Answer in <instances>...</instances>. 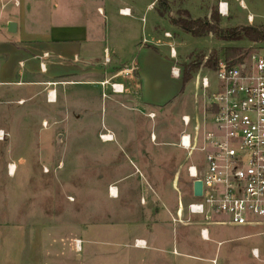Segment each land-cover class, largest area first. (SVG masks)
Instances as JSON below:
<instances>
[{
  "label": "rangeland",
  "instance_id": "obj_1",
  "mask_svg": "<svg viewBox=\"0 0 264 264\" xmlns=\"http://www.w3.org/2000/svg\"><path fill=\"white\" fill-rule=\"evenodd\" d=\"M120 1L65 0L71 9L85 13L89 21L103 27L106 22L113 64L117 58L113 55L114 45L127 58L138 45L130 39L123 42V34L135 32L142 41L150 27L163 37L170 33V42L178 44L176 59L181 68L192 53L211 56L217 51L220 61H225L227 47L245 51L244 59L236 65L248 64L252 54L264 56V42L226 43L213 35L195 38L172 24L173 19H211L217 15L224 29L248 25L262 28L264 0H244L245 9L235 3L224 17L219 12L221 0L169 1L165 16L159 13L163 0H142L137 3L139 13L134 18L118 15ZM146 4L151 7L147 12ZM99 8L105 9L106 20L99 16ZM250 16L252 21H248ZM169 50L171 55V48L162 49L165 53ZM203 76L211 79L212 87L207 92L195 87ZM119 79L122 77L111 80L106 89L74 88L72 102H59L60 109L54 116L40 102H15L20 97L13 90L1 97L10 102H0V130L9 134L0 142V222L9 225L0 227V264H215L214 258L216 264L220 260L226 262L227 258H234L229 264H256L249 258H253L250 250L259 237L241 238L239 229L228 226L216 227L225 242L220 246L208 243L212 258L201 260L206 263L197 258L167 263L166 258H156L151 251L132 248L136 246L135 235L141 230L149 233L156 214L164 210L175 240H183L191 248L189 252L194 253L195 229L190 228L201 220L188 213L187 207L194 198L192 181L184 172L191 164L203 169L205 163L202 153L189 155L177 145L180 132L185 129L181 120L184 108L175 110L170 105L162 114L155 111L157 115L151 118L149 110L131 106L124 97L113 93V84L125 85V94L129 93L128 83ZM189 83L186 101L195 95L207 100L205 95L215 92L220 85L215 74L205 68ZM76 116L81 117L80 121ZM187 130L195 134L193 127ZM152 134L158 137L156 144ZM108 135L114 136L113 141L101 140V136L110 140ZM143 150L153 157L156 167L152 169L158 179L151 181L146 177L148 182L137 190L139 177L128 182L122 178L139 168L135 154ZM9 165H15L14 174L8 175ZM175 174L179 177L176 181ZM145 190L146 198L139 197ZM180 204L184 209L179 216ZM214 217L211 222H222L221 218L213 220ZM129 239L132 247L127 246ZM76 241L81 242L80 249L76 248ZM260 244L264 245V241Z\"/></svg>",
  "mask_w": 264,
  "mask_h": 264
},
{
  "label": "crops",
  "instance_id": "obj_2",
  "mask_svg": "<svg viewBox=\"0 0 264 264\" xmlns=\"http://www.w3.org/2000/svg\"><path fill=\"white\" fill-rule=\"evenodd\" d=\"M140 1L142 0H121L118 15L123 18H134L139 13L137 3ZM220 3H227L229 11L231 6L238 4L235 0H221L218 4ZM145 7L146 12L151 9L148 4ZM243 7L246 8L245 5ZM121 10H129L131 14L122 15ZM98 14L107 19L105 9L99 8ZM10 23L17 24V31L14 34L8 31ZM167 34L170 35L167 32L164 37L160 36L152 27L142 41L135 32L130 35L123 34V42L130 39L138 42V45L128 58L124 56V52L121 53L123 50L121 51L120 47L114 45L113 55L117 58L113 64L108 47L112 43L106 22L103 27L101 24L89 21L85 13L80 14L71 9L65 0H0V102H10L8 99L2 100L1 97L10 95L13 90L14 95L20 97L15 99V102L18 100L26 103L40 102L43 104V109L54 116V112L60 109L59 102L66 104L72 102L74 88L100 86L106 89V85H110L111 80L115 81L122 77L118 81L128 83L129 93L125 94V85L122 84L124 92L115 93L112 90L115 95L124 97L131 106L149 110L151 118L157 115L155 111L162 114L170 105L174 106L175 110L182 107L185 113L181 116V120L183 117H190L192 125L189 128L184 126L185 129L180 132V137L185 132L191 133L187 129L195 128L197 124L203 127L208 102L204 97L202 99L197 95L189 96L186 101V89L190 83L183 89L182 77L176 78L172 72L174 67L182 71L179 62L170 55V50L167 53L162 51L163 48H173L176 51L175 47L178 45L171 43V35L168 37ZM102 52L104 56L101 55ZM196 84L195 87L198 88V81ZM135 87L137 89L134 90ZM76 118L77 121L81 119L79 116ZM74 126L73 122L70 125L71 132ZM154 136L156 144L158 137L152 134L151 139ZM113 137L105 141L111 142ZM179 141L180 139L177 145ZM135 157L138 163L136 166L139 168L134 173L123 175L122 179L128 182L139 177V185H135L138 190L143 182H148V179L156 181L158 175L154 172L155 169H152L156 167L152 162L153 157L146 150L137 151ZM188 167L187 172L184 173L190 179ZM178 178L175 174V181ZM193 190L192 197L195 198ZM147 193V190L142 192V195L140 192L139 197L146 198L143 194ZM152 207L150 206V209ZM183 209L181 205L177 213L179 216ZM168 214L172 219H176L170 210ZM189 215L201 220L198 225L190 228L195 229L193 242L197 249L195 248L194 253L189 252L191 248L189 249L183 240H175L174 230L169 228L171 225L169 226L167 222L168 218L164 210L156 214L149 233L141 230L135 235L133 240L145 242L147 245L145 248L132 247L129 245L130 239L127 246L137 251H151V255L154 254L156 258H166L167 263L178 262L179 258H197V261L206 263L201 260L207 261L208 258H212L208 245L218 243L220 246L225 242L219 234L221 231L216 227L228 226L239 229L237 233L241 238L259 237L253 242L250 250L253 258L249 260L255 261L256 264H264V245L260 244L264 241V226L235 225L229 223L224 216H215L213 220L222 219L221 223H216L207 220L204 216L190 213ZM1 226L9 225L0 222ZM203 230H207L208 239L202 237ZM233 259L227 258L226 262L220 260V264L233 263ZM214 260L216 264L217 259Z\"/></svg>",
  "mask_w": 264,
  "mask_h": 264
},
{
  "label": "built area",
  "instance_id": "obj_3",
  "mask_svg": "<svg viewBox=\"0 0 264 264\" xmlns=\"http://www.w3.org/2000/svg\"><path fill=\"white\" fill-rule=\"evenodd\" d=\"M219 12L227 16L228 4L220 3ZM120 13L131 14L129 10ZM171 55L177 57L173 48ZM172 72L174 77H182L180 68L174 67ZM212 73L220 85L205 95L208 104L203 127L197 124L195 134L183 133L178 143L189 155L197 151L204 155L203 169L194 164L188 167L192 182H203V196L194 198L188 211L209 221L212 216H224L231 224L264 226V56L252 54L248 64L234 66L220 61L219 69ZM118 86L123 93L122 85L113 84L112 90L120 93ZM198 86L209 91L211 79L198 78ZM182 121L186 128L192 125L190 117ZM8 137L5 130H0V142ZM152 139L156 141L155 136ZM101 140L105 141L102 136ZM11 171L9 165L8 174ZM202 237L208 239L207 230L202 231ZM75 245L78 249V241ZM146 246L136 241V247Z\"/></svg>",
  "mask_w": 264,
  "mask_h": 264
},
{
  "label": "trees",
  "instance_id": "obj_4",
  "mask_svg": "<svg viewBox=\"0 0 264 264\" xmlns=\"http://www.w3.org/2000/svg\"><path fill=\"white\" fill-rule=\"evenodd\" d=\"M159 13L161 16H165L169 10L170 4L168 0L160 2ZM220 17L214 15L211 19H190L188 17L173 19L172 24L180 28L185 33L195 38L207 37L209 35L215 36L218 40L226 43H239L250 42L260 43L264 42V27L257 28L254 26H243L236 28H221ZM244 50L237 47H227L224 50L225 62L228 66H234L240 63L244 59ZM189 62L182 65V83L183 89L193 79L201 68H205L207 71L216 72L219 69V63L221 60L220 53L213 51L211 56H205V54H190Z\"/></svg>",
  "mask_w": 264,
  "mask_h": 264
},
{
  "label": "water",
  "instance_id": "obj_5",
  "mask_svg": "<svg viewBox=\"0 0 264 264\" xmlns=\"http://www.w3.org/2000/svg\"><path fill=\"white\" fill-rule=\"evenodd\" d=\"M8 31L11 34L16 33L17 31V24L16 23H10L8 26ZM193 189H194V197L201 198L203 196V182L198 180L193 183Z\"/></svg>",
  "mask_w": 264,
  "mask_h": 264
},
{
  "label": "bare ground",
  "instance_id": "obj_6",
  "mask_svg": "<svg viewBox=\"0 0 264 264\" xmlns=\"http://www.w3.org/2000/svg\"><path fill=\"white\" fill-rule=\"evenodd\" d=\"M117 90H118L120 93H122V87H121V86H118V87H117ZM52 100H54V99H52ZM104 137H105V136H104ZM108 137H109L108 139L111 140V137H112V136H108ZM11 166H12L11 174H14V173H15V169H16V167H15V165H11ZM112 194H115V190L112 191ZM80 245H81V242L78 241V249L81 248Z\"/></svg>",
  "mask_w": 264,
  "mask_h": 264
}]
</instances>
